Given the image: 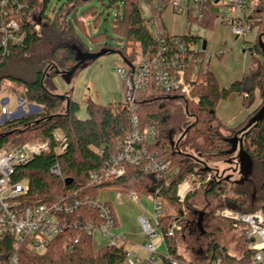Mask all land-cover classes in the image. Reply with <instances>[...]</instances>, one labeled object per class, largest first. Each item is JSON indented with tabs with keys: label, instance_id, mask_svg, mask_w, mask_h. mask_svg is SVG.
Returning a JSON list of instances; mask_svg holds the SVG:
<instances>
[{
	"label": "trees",
	"instance_id": "16d2710c",
	"mask_svg": "<svg viewBox=\"0 0 264 264\" xmlns=\"http://www.w3.org/2000/svg\"><path fill=\"white\" fill-rule=\"evenodd\" d=\"M87 1L89 0H71L64 8L57 11L52 19L45 15L50 0H19L27 6V9L23 10L26 14L34 11L41 35L37 37L31 28L25 27L24 20L22 21L19 16L20 24L27 32L23 46L17 47L10 55L0 53V87L4 80L23 87L25 93L21 98L26 103L34 104L41 109L36 116L24 117L0 126V150L34 140L44 141L56 131L63 132L69 143L63 155L56 156L49 152L35 157L29 164L16 169L14 181L25 182L29 187L28 192L23 196L25 204H51L56 197L65 193L76 195V199L86 196L94 199L101 191L107 190H114L117 193H137L142 196L156 193L163 204L174 210L177 215L181 213V207H184L185 219L188 222L194 213V208L189 202L198 193H203L206 198L218 203L216 210L229 209L241 214L260 210L264 215V119L247 128L243 139L242 149L253 163L248 181L231 182L215 177L213 170L205 171L208 168L207 163L211 161H223L229 166L236 164L235 156L227 153L230 148L227 139L239 133L264 103V61L260 64L261 69L258 72L249 74V79L244 74L243 79L232 83L229 89H221L211 72L205 65H201L194 82L195 93L199 96V103L196 105L187 103L180 95L159 93L153 84L138 92L134 108L139 123L142 127L148 126L154 129L159 145H164L166 148L164 156L170 160L171 167L154 179L139 166L125 167L126 173L119 179H108L101 184H88L89 174L98 170L106 158L117 151L119 139L131 128L130 113L125 102L104 106L90 102L86 108L87 119L79 120L74 114L78 108L77 103H73L67 96L61 99L53 96L44 86V82L53 74L63 75L69 72L76 65L77 53H98L101 49H108V53L118 54L132 64L137 54L140 55L141 60L153 58L158 50V43L150 31L152 26L150 21L155 19L158 25L162 12L152 11L151 17L147 19L142 15L141 6L148 3V0H109L108 6L116 5L117 8L112 23L113 38H111L117 42V45L113 47L107 37L96 34L89 38L93 44V49L90 50L88 44L82 40L85 28L77 17V8L83 7ZM255 7L257 22L254 28L257 41L253 50L263 55L258 41L259 37L263 36L261 27L264 24V0H259ZM81 14L82 19L90 18L93 25L98 20V14L92 7L86 8ZM212 22V18L206 21L207 25ZM179 37L183 39L184 44L188 42V38ZM162 38L165 39L167 46L173 45V40L164 31ZM194 41H198V38H194ZM262 43L264 47V38ZM49 70H53L52 74ZM255 90L259 92L258 107L247 116L246 122L237 128L226 129L227 134L224 135L222 128L226 127L216 117L217 102L228 98L232 93H238L243 98V109L251 108L255 102ZM245 94L247 97L244 98ZM65 99L69 100L67 109ZM95 150L102 151L101 156ZM54 165H58L65 180H71L70 184L62 182L51 173L50 168ZM207 174H211L212 178L204 184ZM192 177L202 184L197 188L196 182H193L192 192L188 193L181 204L178 202L176 190L181 183ZM67 219L73 224L96 221L97 217L95 212L82 207ZM167 219L169 215L165 217L164 223ZM76 236H79L80 242L70 247ZM51 242L47 251L39 256L26 249L20 250L19 264H123L124 262L123 246H105L94 253L91 238L73 229L66 230L64 235L56 237ZM165 242L167 252L172 259L184 264L183 257L176 250L175 239L166 238ZM247 242L244 230H241L236 239V245L240 244L238 248L240 252L234 255L215 241H211L207 243L202 262L209 260H220L223 264L247 262L251 259V253L246 248ZM4 246L6 250L10 249V241L6 240Z\"/></svg>",
	"mask_w": 264,
	"mask_h": 264
},
{
	"label": "built area",
	"instance_id": "2783aa9c",
	"mask_svg": "<svg viewBox=\"0 0 264 264\" xmlns=\"http://www.w3.org/2000/svg\"><path fill=\"white\" fill-rule=\"evenodd\" d=\"M145 4L150 17L152 11L163 12L165 9L176 15L185 17L187 26H200L209 18L230 27L232 36L236 41L246 40L255 34L254 25L257 22L255 17L256 7L252 4L259 0H148ZM224 8L226 15H221L220 10ZM27 9L19 0H0V53L10 55L17 47L23 46L27 32L20 24L19 16L24 20L25 27L40 37V25L34 11L25 13ZM156 32L158 50L151 58H144L139 63H129L126 69L118 68L117 73L124 83V97L127 110L130 113L129 131L123 134L117 144V151L110 154L98 170L88 176V184H101L108 179H119L125 175V167L139 166L141 170L152 179L160 177L171 166V162L164 156L166 148L159 145L156 132L151 127H142L139 123L134 105L136 94L153 84L156 91L165 95H180L187 103L198 104L199 96L195 93L196 76L201 68L209 62L205 58V50H202V43L194 41L193 36L186 34L188 42L184 44L179 36H169L173 41L172 46H167L162 38L163 31L159 29L157 21H150ZM0 126L7 122L18 121L33 114L36 105L27 103L18 97L13 101L4 96L6 91L13 95H24L23 87L4 80L0 87ZM247 97L245 94L244 98ZM14 109H8L12 104ZM27 107V111L23 107ZM23 113V117L21 116ZM69 143L65 134L59 131L54 132L44 141L34 140L20 143V145L0 150V264H19V251L28 250L34 255L44 254L52 243L53 239L64 235L66 230L73 229L79 234L83 233L91 238L96 248L119 247L125 242L124 236L115 235L114 219L111 208L99 198L83 197L76 199V195L65 193L58 196L51 204L26 205L23 196L28 192L29 187L25 182L14 181L16 169L32 162L35 157L51 152L56 156L63 155ZM101 156L102 151L95 150ZM53 175L62 182L65 181L58 165L50 168ZM211 174H207L204 184L211 181ZM201 186L194 177L181 183L176 196L179 203H183L188 193L194 188ZM119 195V194H117ZM136 199L139 194L128 193ZM152 203V218L147 220L138 218L137 222L142 229L148 243L143 246L146 253L144 257L136 256L124 251L123 264H179L172 259L165 248V253H160L158 248L165 243L166 238L176 239L184 233L189 222L186 221V211L181 207V213L177 215L174 210L169 209L166 214L162 200L153 194L149 195ZM86 207L96 213L97 220L73 223L68 222L67 217L76 214L80 208ZM169 219L164 223V219ZM217 220L226 222L231 229L244 230L246 235V248L251 253V259L241 264H264V215L262 211H255L250 214H241L229 209H218L212 214ZM10 241V249L6 250L4 242ZM70 243V247L78 244L79 236H76ZM184 264H223L220 260L197 262L186 261Z\"/></svg>",
	"mask_w": 264,
	"mask_h": 264
},
{
	"label": "rangeland",
	"instance_id": "374dc122",
	"mask_svg": "<svg viewBox=\"0 0 264 264\" xmlns=\"http://www.w3.org/2000/svg\"><path fill=\"white\" fill-rule=\"evenodd\" d=\"M70 2L71 0H50L45 15L54 19L57 11ZM221 2H226V0H221ZM257 2L255 1L252 5L255 6ZM108 5L109 0H89L83 7L77 8V17L85 28L82 40L88 44L90 50L93 49V44L89 41V38L96 34H103L107 37L106 39L113 47L117 45V42L111 39L113 38L112 23L117 14V8L116 5L114 7ZM89 7H92L98 14V20L94 25L90 18L82 19L83 17H81L83 10ZM141 12L144 18H150V11H148L145 4H142ZM220 14L226 15L224 8H221ZM158 25L169 36H186V34H189L195 38L197 37L199 44L206 41L204 57L206 59L209 58V62L205 66L214 79L217 80L221 89H229L232 83L241 81L244 74L249 79V74L258 72L261 69L260 64H263V55L253 50L257 41L256 33L246 40L236 41L230 32V27L225 24L213 21L210 25L203 22L199 27L195 25L187 26L184 16L176 15L169 9H165L162 12ZM150 31L153 34L156 32L152 26ZM261 34H264V24L261 27ZM140 60V55L137 54L134 63L137 64ZM118 68L126 69V64L121 56L106 53L97 60L88 61L85 67L76 70L77 72L70 81L65 80L62 75L53 74L46 78L44 86L47 87L53 96H67L73 103H77L78 108L74 112L75 118L86 120L88 116L86 108L90 102L101 106L108 104L117 105L124 102V83L117 73ZM52 71L49 70L50 74H52ZM254 92L255 102L251 108L243 109V98L238 93H232L228 98L217 102L216 117L226 125V128H222L223 133L227 132L226 129L237 128L240 124L246 122L247 116L257 107L256 104L259 101V92L256 90ZM2 96L3 98L7 96L12 101L22 97V95H13L10 91L4 92ZM26 105L31 104L27 103ZM14 106L15 104L13 103L8 109L13 110ZM23 110L27 111V107H23ZM40 112L41 109L30 117L36 116ZM182 151L187 152L184 149ZM187 157L191 158L190 155H187ZM207 165L210 170H213L215 177H221L231 182L239 179L236 174L229 173L231 168L223 161H211ZM115 194V191L107 190V192H100L97 198L103 203L113 204L119 217L127 215V212H131L134 217L141 214L149 217L145 212L149 208L145 198L141 199L139 203H135L121 195L122 201H118ZM189 203L194 208L196 215L191 218L189 229L176 238L178 251L182 252L184 260H192L194 263L195 261L202 262L206 253L207 243L211 241H215L229 253L238 255L240 244L236 245V239L240 235L241 229H231L226 222L219 221L213 217L211 213L217 209L218 203L211 198H206L203 193H198ZM164 209L166 214H169V209L166 205H164ZM198 224H200L201 228H199ZM113 233L117 234L118 232L114 229ZM140 243L138 241V244ZM98 250L99 248H95L93 245L94 253ZM162 250L165 251L163 246L158 251L163 254Z\"/></svg>",
	"mask_w": 264,
	"mask_h": 264
},
{
	"label": "water",
	"instance_id": "95a60500",
	"mask_svg": "<svg viewBox=\"0 0 264 264\" xmlns=\"http://www.w3.org/2000/svg\"><path fill=\"white\" fill-rule=\"evenodd\" d=\"M262 38H264V34L263 36L259 37V41H258L259 47L262 50L263 57H264V47L262 43ZM201 47H202V50H205L206 41L202 42ZM108 51H109L108 49H101V51L98 53H87V54L77 53L75 56L76 65L69 72L63 74L62 76L64 77L65 80L70 81V79L72 78V76L74 75V73L76 72L78 68L85 67L88 61H94V60L101 58L102 55L108 53ZM123 61L127 66H129V63L126 60L123 59ZM59 98L61 99L63 98V96ZM65 100H66V109H67L69 105V100L68 99H65ZM33 109H34L33 112H31L30 114L38 113L40 111L39 107L37 106L34 107ZM21 116L22 117L24 116L23 113H21ZM263 119H264V103L262 107L260 108V110L248 120L246 126L243 129H241L239 132H245L247 128L257 123H260L261 121H263ZM227 142L230 146L229 151L227 152L228 155L233 156L234 154H236L235 160L237 164L238 175L240 176V180H238L237 182L244 183L248 181L249 176L251 175L253 163L251 162L249 155L244 151V149H242L243 137H239L237 134H234L232 138L227 139ZM207 169L209 168H206L205 171ZM64 182L67 184H70L71 180L70 179L65 180Z\"/></svg>",
	"mask_w": 264,
	"mask_h": 264
},
{
	"label": "crops",
	"instance_id": "0c3cea01",
	"mask_svg": "<svg viewBox=\"0 0 264 264\" xmlns=\"http://www.w3.org/2000/svg\"><path fill=\"white\" fill-rule=\"evenodd\" d=\"M206 49V48H205ZM259 103H260V100L257 102V104H256V106L258 107V105H259ZM256 107V108H257ZM255 108V109H256ZM254 109V110H255ZM253 110V111H254ZM252 111V112H253ZM225 125V124H224ZM226 126V125H225ZM228 130H230V129H228ZM223 133V132H222ZM224 135L225 134H227V132L226 133H223ZM189 180V179H188ZM187 180V181H188ZM114 191V190H113ZM101 192H107V191H101ZM117 194H119V195H117ZM121 195H124L125 197H127V199H129V200H132L133 202H137V203H139L140 202V200L141 199H146L147 200V202H148V205H149V208H147V210L145 211L147 214H148V216L149 217H145L143 214H141V215H137V217H134V215L130 212V213H128L127 212V215H125V216H123V217H119L118 216V214H117V211H115V207H114V205L113 204H111V203H106L107 205H109L110 206V208H111V211H112V213H113V219H114V228L112 229V232H113V230L115 229V230H117V234H115V235H121V236H124V239H125V242H124V244L122 245L123 246V250L124 251H127V252H129V253H132V254H134V255H136V256H140V257H144L145 256V252L143 251V246L144 245H146L147 243H148V239L147 238H145V236L143 235V233H142V229H141V227H140V225L138 224V222H137V220H138V218H140V217H143V218H145V219H147V220H151V218H152V203H151V199L149 198V196H142V195H138V197L136 198V199H133V198H131L129 195H128V193H124V192H122V193H117L116 192V194H115V197H116V199L118 200V201H122V196ZM201 214V213H200ZM193 215H196L195 214V210H194V213H193ZM126 216H127V218H126ZM193 217V216H192ZM191 217V218H192ZM191 218L188 220V222H189V224L187 225V227H186V230L187 229H189V225H190V223H191ZM220 221V220H219ZM185 230V231H186ZM184 231V232H185ZM206 232V231H205ZM205 232H203L204 234H205ZM210 233L211 234H213L212 233V231H210ZM183 234V233H182ZM182 234H180V236L182 235ZM180 236H178V237H180ZM138 241H140L141 243L140 244H138ZM175 242H176V239H175ZM177 243V242H176ZM164 247V248H166V242L164 243V244H161L160 246H159V248L160 247ZM207 246H208V244H207ZM207 246H206V248H207ZM222 247V246H221ZM159 248H158V250H159ZM206 248H205V250H206ZM176 250L178 251V246H177V244H176ZM162 252H164L163 250H162ZM165 253V252H164ZM178 254L180 255V256H182L183 254H182V252H180V251H178ZM144 255V256H143ZM183 257V256H182ZM183 259H185L184 257H183ZM190 261H192V260H190Z\"/></svg>",
	"mask_w": 264,
	"mask_h": 264
},
{
	"label": "flooded vegetation",
	"instance_id": "af4514ba",
	"mask_svg": "<svg viewBox=\"0 0 264 264\" xmlns=\"http://www.w3.org/2000/svg\"><path fill=\"white\" fill-rule=\"evenodd\" d=\"M237 135L239 136V137H243V139L245 138V136H246V131L245 132H239V133H237ZM236 154H234V156H235ZM235 163H236V160H235ZM231 169L229 170V173L230 174H236L237 176H238V180H240V176L238 175V169H237V165L236 164H234V165H230L229 166ZM238 180H236V181H238ZM199 225V228H201L200 227V224H198Z\"/></svg>",
	"mask_w": 264,
	"mask_h": 264
}]
</instances>
